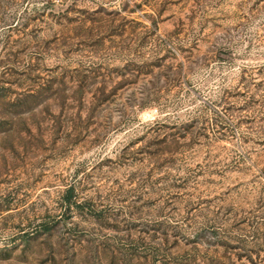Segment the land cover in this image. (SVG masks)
I'll use <instances>...</instances> for the list:
<instances>
[{
  "label": "rangeland",
  "instance_id": "374dc122",
  "mask_svg": "<svg viewBox=\"0 0 264 264\" xmlns=\"http://www.w3.org/2000/svg\"><path fill=\"white\" fill-rule=\"evenodd\" d=\"M0 264H264V0H0Z\"/></svg>",
  "mask_w": 264,
  "mask_h": 264
}]
</instances>
